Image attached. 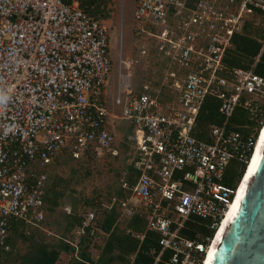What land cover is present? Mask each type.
<instances>
[{
	"label": "built area",
	"instance_id": "1",
	"mask_svg": "<svg viewBox=\"0 0 264 264\" xmlns=\"http://www.w3.org/2000/svg\"><path fill=\"white\" fill-rule=\"evenodd\" d=\"M133 19L138 56L147 61L151 43L163 91L147 80L135 89L130 64L120 60L109 92L108 28L78 3L0 0V253L11 250L16 227L26 237L38 230L60 239L70 257L96 264L91 248L106 235L95 207L65 237L42 226L48 171L63 153L117 159L119 119L128 126V151L119 196L111 194L102 211L114 208L117 221L143 219V231L125 234L141 244L157 233L155 264L164 253L167 264H205L264 126V75L255 72L264 0H135ZM248 23L262 31L260 52L250 68L230 67L224 56ZM206 98L219 102L222 122L202 140L195 129ZM236 108L246 114L247 135L230 123ZM195 219L209 235L182 234ZM86 246L90 261L81 256Z\"/></svg>",
	"mask_w": 264,
	"mask_h": 264
},
{
	"label": "rangeland",
	"instance_id": "2",
	"mask_svg": "<svg viewBox=\"0 0 264 264\" xmlns=\"http://www.w3.org/2000/svg\"><path fill=\"white\" fill-rule=\"evenodd\" d=\"M135 0H107V12L109 17L102 20L108 28L111 38V58L113 71L108 83L109 92L115 91L119 61L123 60L130 64L132 72V86L138 89L146 80L153 85L155 90L163 91L161 86L162 70L156 62V57L147 43L150 54L147 61L142 60L137 53V35L134 31L135 21L133 19ZM126 73V71H123ZM119 116L118 109L115 110ZM115 131V143L119 150L117 159L108 156L93 158L89 155L79 160H73L67 153L60 155L50 166L48 171V184L46 196L55 205L46 202L45 220L43 227L50 232L59 235H70L73 230L70 224V216H83L87 210L96 208L98 218L102 217L101 204L107 202L108 197L118 194L119 171L123 168L124 158L128 151L126 145L127 123L116 119L113 120ZM236 183V181H235ZM234 183V185H235ZM126 220L116 221L115 227L119 230L124 228ZM107 237V236H105ZM13 245L9 252L0 253L2 264H14L13 260L22 254L27 247V239L42 240L46 245L57 243L58 239L46 235V233L34 230L31 236L25 238L17 229L12 233ZM102 245L91 248L93 257L101 251Z\"/></svg>",
	"mask_w": 264,
	"mask_h": 264
},
{
	"label": "trees",
	"instance_id": "3",
	"mask_svg": "<svg viewBox=\"0 0 264 264\" xmlns=\"http://www.w3.org/2000/svg\"><path fill=\"white\" fill-rule=\"evenodd\" d=\"M63 3L70 5L73 2L78 3L79 7L88 15L97 20H106L109 17L107 12V0H62ZM262 31L259 27H253L250 23L246 24L243 33L232 38L233 47L227 51L224 56V62L230 67H239L243 69L250 68L253 59L258 55L261 49L260 37ZM255 72L264 75V51L261 54L259 63L255 68ZM219 102L214 98H206L202 109L197 118L195 136L202 140H207L208 127L211 124H221L222 119L218 114ZM231 125L235 127L241 134L247 135L249 128H245L246 114L236 108L230 120ZM234 163L229 167L232 174ZM232 180V179H230ZM45 201L55 205L49 197H45ZM102 217L99 220L101 230L107 234L103 237V247L98 248L101 251L98 254L96 264H155V258L160 252L159 235L155 232H147L144 241L139 244L137 241L125 234L126 229L143 231L145 222L140 217L127 219L124 228L119 230L115 227L118 215L116 210L102 211ZM82 216L71 215L70 224L74 229L79 226ZM204 221L195 219L188 223V229L182 232L183 235L194 239L196 234L202 236L209 235L210 232L203 227ZM200 223V224H199ZM17 228H13V232ZM22 234V233H21ZM23 235V234H22ZM24 236V235H23ZM25 238H28L24 236ZM9 245L12 248L13 239H9ZM95 246V245H94ZM92 246V247H94ZM89 246L83 248L82 257L90 261V257L86 254ZM168 253H164L156 264H167ZM14 264H82L76 259L70 257V249L66 243L58 239L53 245H46L42 240L27 239V247L22 254L13 260Z\"/></svg>",
	"mask_w": 264,
	"mask_h": 264
},
{
	"label": "water",
	"instance_id": "4",
	"mask_svg": "<svg viewBox=\"0 0 264 264\" xmlns=\"http://www.w3.org/2000/svg\"><path fill=\"white\" fill-rule=\"evenodd\" d=\"M210 264H264V133L254 166Z\"/></svg>",
	"mask_w": 264,
	"mask_h": 264
},
{
	"label": "bare ground",
	"instance_id": "5",
	"mask_svg": "<svg viewBox=\"0 0 264 264\" xmlns=\"http://www.w3.org/2000/svg\"><path fill=\"white\" fill-rule=\"evenodd\" d=\"M263 133H264V126H263V128H262V130H261V132L259 134V137H258L256 146H255V150H254L252 159H251L250 163L248 164V167H246L243 175L241 176V178H240V180H239V182L237 184V191H236V194H235L234 201H233L232 205L230 206V208H229L224 220L222 221L220 227L218 228L216 234L213 237V240H212V243H211V246H210V249H209V252H208V256H207V259L205 261V264H210V260L212 258L214 249H215L217 243L220 240V237H221V235H222V233L224 231V228H225V226L227 224V221L230 218V216H231V214H232V212H233V210H234V208L236 206V203H237V201H238V199H239V197H240V195H241V193H242V191L244 189V186H245V184H246V182L248 180V177H249V175L251 173V170H252V168L254 166V163L256 161V158H257L258 149H259V145H260V141H261V138L263 136Z\"/></svg>",
	"mask_w": 264,
	"mask_h": 264
},
{
	"label": "crops",
	"instance_id": "6",
	"mask_svg": "<svg viewBox=\"0 0 264 264\" xmlns=\"http://www.w3.org/2000/svg\"><path fill=\"white\" fill-rule=\"evenodd\" d=\"M105 235L107 236V234L105 233ZM66 235H64L63 237H65ZM99 254V253H98ZM91 255H92V253H91ZM92 257H93V255H92ZM96 257H98V255H96ZM96 257H94V258H96Z\"/></svg>",
	"mask_w": 264,
	"mask_h": 264
}]
</instances>
